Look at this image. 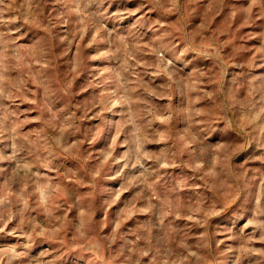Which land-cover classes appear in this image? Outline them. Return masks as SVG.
I'll use <instances>...</instances> for the list:
<instances>
[{
  "label": "rangeland",
  "instance_id": "1",
  "mask_svg": "<svg viewBox=\"0 0 264 264\" xmlns=\"http://www.w3.org/2000/svg\"><path fill=\"white\" fill-rule=\"evenodd\" d=\"M0 264H264V0H0Z\"/></svg>",
  "mask_w": 264,
  "mask_h": 264
}]
</instances>
